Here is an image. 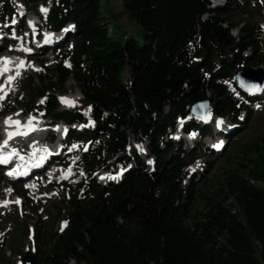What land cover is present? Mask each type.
Returning <instances> with one entry per match:
<instances>
[{
	"label": "trees",
	"instance_id": "1",
	"mask_svg": "<svg viewBox=\"0 0 264 264\" xmlns=\"http://www.w3.org/2000/svg\"><path fill=\"white\" fill-rule=\"evenodd\" d=\"M7 1L1 9L11 12ZM49 1L48 25L58 29L72 21L75 35L52 66L43 65L40 85L27 79L33 98L45 96L44 109L56 121H85L84 110L58 107L57 92L73 78L96 123L93 132L77 135L95 147L81 162L84 172L123 152L129 138L148 140L157 167L151 174L131 172L117 186L69 187L68 225L37 247L38 264H264V139L246 150V163L238 162L242 175L233 171L211 195L204 185L194 195L181 187L188 161L173 157V144L163 140L176 118L207 95L216 114L238 112L223 81L238 64L264 67L256 24L244 22L233 37L239 22L229 23L230 7L209 9L208 0H122L133 31H118L120 15L108 0ZM232 45L236 52L224 56ZM247 49L253 55L244 58ZM195 197L204 211L189 225Z\"/></svg>",
	"mask_w": 264,
	"mask_h": 264
},
{
	"label": "rangeland",
	"instance_id": "2",
	"mask_svg": "<svg viewBox=\"0 0 264 264\" xmlns=\"http://www.w3.org/2000/svg\"><path fill=\"white\" fill-rule=\"evenodd\" d=\"M215 1L213 0L211 5H215ZM1 4V3H0ZM12 4L17 9L18 18L16 20H12L11 22L3 23V26H10L13 21L20 20V13L23 14L21 17V25L24 26L25 31L21 34V42L17 47L23 48L26 42L25 34H26V21L29 17V11L23 8L22 4H20L17 0H13ZM108 4L113 11L119 16L116 20V26L118 27V31L129 30L133 31V27L128 25L127 18L122 13V0H108ZM231 9L228 13L229 23L235 24L238 23V26L233 29V34L238 32V28L244 24V22H254L258 25L257 28V38L260 45V51L264 54V0H246L241 3L240 6L234 7L230 5ZM226 7V6H225ZM42 24L45 25L44 21H41ZM112 24V22H110ZM115 24V22L113 21ZM110 24V25H111ZM250 51H247L245 54L248 55ZM23 57V54H20ZM45 54H36L34 56L28 57V59L35 60L39 63L42 59H45ZM56 59V57H55ZM53 56L49 55L46 59L45 65H48L52 60H55ZM240 66V65H239ZM242 66V65H241ZM34 63L33 65H29V71L26 73L23 72L21 79L17 81L13 85V94L6 98V100L2 104H4L7 108L11 109V114L18 115L22 114L24 117L28 116V108L32 105L31 101L33 99V93L28 90L26 85L27 78L30 76L34 77V86L40 85V82L37 79V74L35 71L40 70ZM43 73V72H42ZM125 78L129 77V73H124ZM228 89L231 92L233 97H239L236 94V90L234 85L228 82ZM65 93L62 96L68 97L70 100L78 101L81 98V94L75 86V81L72 77L65 84ZM61 95V94H59ZM3 100V98H0ZM34 106L38 105L40 99H33ZM68 106L69 105H64ZM202 112V111H200ZM10 115V114H7ZM89 116V115H88ZM5 116L0 115V126L2 119ZM91 126V125H90ZM173 136V132H171ZM193 135L198 137L197 132H193ZM209 138V136H207ZM199 138V137H198ZM264 139V107L260 108L257 111H253L248 119V122L244 125H241V128L237 130V132L231 137L228 146L224 150L223 154L219 156H207V149L205 147L204 139L201 140L199 145V149L196 150V154L202 157L203 162V173L200 176L194 175L190 176V172L188 171V176L182 183L185 187H191V190L195 192L199 191L202 185L203 191L211 195L225 185V180L233 173V171L238 170V174L242 175L241 166L238 165V162L246 163L245 152L249 148H254L256 144L263 143ZM68 143L72 146V148H77L78 154L83 155L82 146L74 141L71 143L68 140ZM75 143V144H73ZM75 145V147H73ZM248 151V150H247ZM253 155V154H251ZM78 157V156H77ZM75 158H70L71 163L64 168H53L50 171H57V179L60 177L63 181H68L70 183L75 180L81 179V174L76 171L74 168L73 161ZM49 173V172H48ZM49 173L48 175H50ZM72 174H75L71 176ZM2 182L4 184L1 186ZM39 184V199L37 202L31 199V194L27 192V196L25 197L21 193V189L18 187H14L10 184L11 188L14 190V194H17L18 197L22 199L21 207H13L10 211L3 213L0 211V264H17L19 259H21L23 253L25 251H31L32 253H36L35 249L36 244L40 246V244L45 243L49 240L50 236L58 231L60 225L65 220V212L67 210V196L64 191V187L62 185H58L53 188L50 186H46V178H43L41 183ZM0 197L4 194V191H9V186L7 184V180L0 179ZM230 200H228V203ZM191 209L188 213V217L186 223L192 225L193 222L201 219V214L204 211V201L198 197H195L193 201H190ZM60 212L61 216L57 217V213ZM33 233V236H32ZM37 236L38 238L34 239ZM36 243V244H35ZM19 251V252H18Z\"/></svg>",
	"mask_w": 264,
	"mask_h": 264
},
{
	"label": "snow or ice",
	"instance_id": "3",
	"mask_svg": "<svg viewBox=\"0 0 264 264\" xmlns=\"http://www.w3.org/2000/svg\"><path fill=\"white\" fill-rule=\"evenodd\" d=\"M41 11H43V12L46 13L47 12V9L46 8H41ZM13 22H15V21H13ZM45 43H51V39L48 37L47 34H46V37H45ZM24 51L31 52V49H24ZM0 60L3 61V67L0 68V74H3L4 72L10 71L8 65L11 63V61L7 57L0 58ZM23 66H24V61H21L20 62V65L17 66V68H16V76H19L20 75V71H21V68ZM16 76L9 75L7 77V83L8 84H11L15 80ZM241 84H242L243 87L246 88V90L250 94H255L256 92L264 91V87H261L260 85L255 84V83L245 85L243 82H241ZM3 89H4V85H0V92H3ZM0 98H3V96H0ZM61 101H62V103H65V104H67L69 106H73L74 105V101L69 100L67 98H61ZM202 118L205 119V120H207V119L210 118V114H208L207 116L202 117ZM33 119L34 118L30 117L29 120H28V123H27V127L30 128V129H31V126H32V120ZM5 123L6 124H10V125L11 124H15L17 126H20V121H18V120L17 121H13L11 119V117L7 118L5 120ZM217 123L219 125V124H221L223 122L222 121H218ZM13 135H14V133H11V132L8 133L9 138H12ZM15 135H27V132H16ZM73 147H75V145ZM9 159H10V156H0V163L7 164L9 162ZM36 166H38V165H36ZM8 175L9 176H14V175H27V170H25L23 172H9ZM16 202L19 203L18 200ZM6 204H7V202H5V205Z\"/></svg>",
	"mask_w": 264,
	"mask_h": 264
},
{
	"label": "water",
	"instance_id": "4",
	"mask_svg": "<svg viewBox=\"0 0 264 264\" xmlns=\"http://www.w3.org/2000/svg\"><path fill=\"white\" fill-rule=\"evenodd\" d=\"M233 51H234V46H231L230 52H233ZM195 57H199V54H196ZM234 77H235L237 85L243 89H246L245 87L242 86L241 82H243L245 85L252 84V83L261 85L264 79V71L262 68L257 67V66L243 67V68L238 69L235 72ZM198 104H202L205 108V111L208 114L212 113L211 106L207 99L203 100L200 103H197V105ZM195 105H193L192 108H194ZM195 110L196 109H191V113L194 114ZM206 112L201 113V116L203 117L207 116L208 114ZM22 261H23V264H36V257L35 255L26 254Z\"/></svg>",
	"mask_w": 264,
	"mask_h": 264
},
{
	"label": "bare ground",
	"instance_id": "5",
	"mask_svg": "<svg viewBox=\"0 0 264 264\" xmlns=\"http://www.w3.org/2000/svg\"><path fill=\"white\" fill-rule=\"evenodd\" d=\"M10 61H11V63H12V60H11V59H10ZM11 63H10V64H11ZM10 64H9V65H10ZM9 65H8V66H9ZM262 87H264V82H263V84H262ZM261 92H264V91H261ZM224 131H225L226 133H228V132L225 130V128H224ZM225 147H226V146H225ZM225 147H224V148H225ZM224 148H223V149H224ZM223 149H222V151H221V154H222L223 151L225 150V149H224V150H223ZM34 153H35V152H33V154H34Z\"/></svg>",
	"mask_w": 264,
	"mask_h": 264
}]
</instances>
